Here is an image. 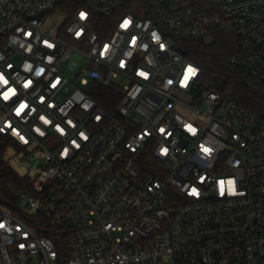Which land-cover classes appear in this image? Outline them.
Segmentation results:
<instances>
[{
    "label": "built area",
    "instance_id": "1",
    "mask_svg": "<svg viewBox=\"0 0 264 264\" xmlns=\"http://www.w3.org/2000/svg\"><path fill=\"white\" fill-rule=\"evenodd\" d=\"M217 29L264 96V0H0V135L27 180L0 264H264V118L177 50ZM119 76L111 119L93 93Z\"/></svg>",
    "mask_w": 264,
    "mask_h": 264
},
{
    "label": "trees",
    "instance_id": "2",
    "mask_svg": "<svg viewBox=\"0 0 264 264\" xmlns=\"http://www.w3.org/2000/svg\"><path fill=\"white\" fill-rule=\"evenodd\" d=\"M69 3L70 11L77 8L75 3ZM115 18V15L99 17L96 30L103 35L104 32H107L106 29L111 33L114 29ZM179 43L186 49L187 56L201 68L199 77L201 88L218 91L235 100L240 106L264 118V96L253 93L242 82L238 67L232 61L234 55L242 51L240 39L237 36L217 29L204 37L179 41ZM112 91L111 85H98L97 93L95 95L93 93V96L107 115L114 119L119 117L116 111V102L121 98L122 93L113 96ZM113 97L114 103L112 102ZM10 146H15L13 139L0 135V185L14 182L23 187L27 180L19 176L5 157Z\"/></svg>",
    "mask_w": 264,
    "mask_h": 264
},
{
    "label": "rangeland",
    "instance_id": "3",
    "mask_svg": "<svg viewBox=\"0 0 264 264\" xmlns=\"http://www.w3.org/2000/svg\"><path fill=\"white\" fill-rule=\"evenodd\" d=\"M63 18H64V13L62 12L61 9L57 8L50 14V17H49L46 25L60 23ZM65 72L67 73V75L69 76V78L73 82L74 81L76 82V84L70 83V90H69L70 95L71 94L75 95L78 88L81 90L82 94H87L90 91V86L89 85H83L81 83L80 78L78 79V75L75 72L70 71V70H65ZM127 83H129V80L123 76H119L117 78H114L112 83L110 84L113 88V91H112L113 96H116L118 93H122L123 86ZM111 98H112V96H111ZM119 101H120V99L116 102V104H118ZM112 102L114 103V97H113ZM33 163H34V161H32V164ZM22 190H24V189L19 184L14 183V182H9L6 185H0V196L4 199H10L12 201H18L19 195H20Z\"/></svg>",
    "mask_w": 264,
    "mask_h": 264
},
{
    "label": "water",
    "instance_id": "4",
    "mask_svg": "<svg viewBox=\"0 0 264 264\" xmlns=\"http://www.w3.org/2000/svg\"><path fill=\"white\" fill-rule=\"evenodd\" d=\"M177 50H178L179 52L183 53V54L186 53V49H184L183 47H177ZM0 201L5 202V203H7V204H10V205L13 206V207L16 206L15 204L10 203L9 201H7V200H5L4 198H2L1 196H0Z\"/></svg>",
    "mask_w": 264,
    "mask_h": 264
}]
</instances>
